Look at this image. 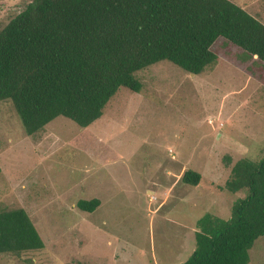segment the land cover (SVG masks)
<instances>
[{
    "label": "rangeland",
    "instance_id": "obj_1",
    "mask_svg": "<svg viewBox=\"0 0 264 264\" xmlns=\"http://www.w3.org/2000/svg\"><path fill=\"white\" fill-rule=\"evenodd\" d=\"M31 1L0 0V30ZM233 1L264 23V0ZM212 50L199 75L169 61L141 71L142 90L121 88L87 128L58 117L29 136L0 102V211L25 209L45 242L0 264H181L206 213L231 217L246 195L224 188L232 167L264 156V63L223 38ZM250 264H264V236Z\"/></svg>",
    "mask_w": 264,
    "mask_h": 264
},
{
    "label": "trees",
    "instance_id": "obj_2",
    "mask_svg": "<svg viewBox=\"0 0 264 264\" xmlns=\"http://www.w3.org/2000/svg\"><path fill=\"white\" fill-rule=\"evenodd\" d=\"M247 9L233 0H32L0 30V102H12L33 136L58 117L91 126L121 88L140 92L138 73L161 61L203 73L220 38L264 63V23ZM182 180L197 186L202 175L188 170ZM224 188L246 195L229 219L198 221L196 248L181 264H250L264 236V156L238 160ZM44 248L25 209L0 211V254Z\"/></svg>",
    "mask_w": 264,
    "mask_h": 264
},
{
    "label": "water",
    "instance_id": "obj_3",
    "mask_svg": "<svg viewBox=\"0 0 264 264\" xmlns=\"http://www.w3.org/2000/svg\"><path fill=\"white\" fill-rule=\"evenodd\" d=\"M257 57V56H256Z\"/></svg>",
    "mask_w": 264,
    "mask_h": 264
}]
</instances>
